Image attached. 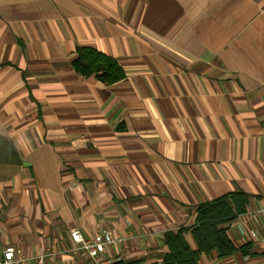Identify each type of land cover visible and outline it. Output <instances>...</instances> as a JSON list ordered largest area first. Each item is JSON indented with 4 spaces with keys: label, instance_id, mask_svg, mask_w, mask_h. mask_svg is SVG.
<instances>
[{
    "label": "crops",
    "instance_id": "0c3cea01",
    "mask_svg": "<svg viewBox=\"0 0 264 264\" xmlns=\"http://www.w3.org/2000/svg\"><path fill=\"white\" fill-rule=\"evenodd\" d=\"M78 46L123 77L76 73ZM239 190L246 252L198 264H264V0H0V247L161 264L166 231ZM71 228L121 241L90 258Z\"/></svg>",
    "mask_w": 264,
    "mask_h": 264
},
{
    "label": "trees",
    "instance_id": "16d2710c",
    "mask_svg": "<svg viewBox=\"0 0 264 264\" xmlns=\"http://www.w3.org/2000/svg\"><path fill=\"white\" fill-rule=\"evenodd\" d=\"M71 65L82 76L94 75L110 83L123 77V71L110 56L89 46H78ZM248 194L244 191L230 192L198 204L195 208L194 224L168 230L163 234L167 247L161 264H198L201 254L215 251L217 257L234 252L245 253L246 246L237 247L226 233V225L238 214L245 212ZM190 234L195 247L192 248L185 235ZM137 264V263H131ZM156 264V263H153Z\"/></svg>",
    "mask_w": 264,
    "mask_h": 264
},
{
    "label": "built area",
    "instance_id": "2783aa9c",
    "mask_svg": "<svg viewBox=\"0 0 264 264\" xmlns=\"http://www.w3.org/2000/svg\"><path fill=\"white\" fill-rule=\"evenodd\" d=\"M69 237L74 243L72 249L90 258H97L103 255L108 247L121 241V237L110 229H102L86 237L78 229L71 228ZM44 256L45 253H39L34 256L18 255L12 245L0 247V264H28L30 260H34L37 264H43Z\"/></svg>",
    "mask_w": 264,
    "mask_h": 264
}]
</instances>
